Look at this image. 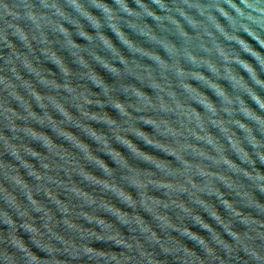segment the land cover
I'll return each mask as SVG.
<instances>
[{"label": "water", "instance_id": "water-1", "mask_svg": "<svg viewBox=\"0 0 264 264\" xmlns=\"http://www.w3.org/2000/svg\"><path fill=\"white\" fill-rule=\"evenodd\" d=\"M0 264H264V0H0Z\"/></svg>", "mask_w": 264, "mask_h": 264}]
</instances>
